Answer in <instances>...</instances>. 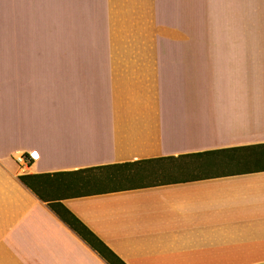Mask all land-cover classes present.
Segmentation results:
<instances>
[{"label":"crops","instance_id":"0c3cea01","mask_svg":"<svg viewBox=\"0 0 264 264\" xmlns=\"http://www.w3.org/2000/svg\"><path fill=\"white\" fill-rule=\"evenodd\" d=\"M57 204L125 264H264V0H0V264H108Z\"/></svg>","mask_w":264,"mask_h":264},{"label":"trees","instance_id":"16d2710c","mask_svg":"<svg viewBox=\"0 0 264 264\" xmlns=\"http://www.w3.org/2000/svg\"><path fill=\"white\" fill-rule=\"evenodd\" d=\"M151 160H144L129 164L128 171L133 173H142L148 170L146 164ZM127 166V164H124ZM122 177V176H120ZM25 179V178H24ZM90 191V190H86ZM85 192V191H84ZM57 208H56V207ZM52 205L53 209L56 211L58 216L81 238L84 240L92 249H94L108 264H125L119 259L96 235H94L83 223H81L72 213H70L63 206L57 204Z\"/></svg>","mask_w":264,"mask_h":264},{"label":"rangeland","instance_id":"374dc122","mask_svg":"<svg viewBox=\"0 0 264 264\" xmlns=\"http://www.w3.org/2000/svg\"><path fill=\"white\" fill-rule=\"evenodd\" d=\"M262 163L260 161L257 162H245L242 163L238 166L240 168H247L249 166H260ZM234 168H229L227 170H232ZM216 171H224L223 168H216ZM129 172V171H128ZM122 177H116L110 180H103V181H96L95 183H92L91 185L85 186L86 188L90 189V191L93 190H99V189H106V188H114V187H119V186H126V185H135V184H140L143 182H150L153 180H163L169 178L167 175H158V174H153V173H147V172H142V173H133L131 174L126 173L122 174ZM182 176V175H181Z\"/></svg>","mask_w":264,"mask_h":264},{"label":"built area","instance_id":"2783aa9c","mask_svg":"<svg viewBox=\"0 0 264 264\" xmlns=\"http://www.w3.org/2000/svg\"><path fill=\"white\" fill-rule=\"evenodd\" d=\"M16 161L22 165L23 167L28 166V164L32 161V155L31 154H21L16 157Z\"/></svg>","mask_w":264,"mask_h":264}]
</instances>
